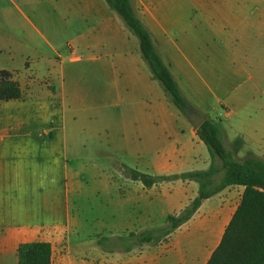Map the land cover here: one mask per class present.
I'll list each match as a JSON object with an SVG mask.
<instances>
[{
    "label": "crops",
    "instance_id": "obj_1",
    "mask_svg": "<svg viewBox=\"0 0 264 264\" xmlns=\"http://www.w3.org/2000/svg\"><path fill=\"white\" fill-rule=\"evenodd\" d=\"M132 3L192 108L203 115L193 97L251 105L264 79V0ZM118 26L104 0H0V72L21 91L19 99L0 101V264H19V246L32 242L51 245V264H207L241 203L244 187L230 186L159 243L134 236L165 226L199 185L148 187L131 170L156 177L209 167H193L204 143L129 39L105 47V58L77 55L63 42L69 33L114 36ZM234 40L237 57L225 56L241 91L232 98L223 76L205 66L213 58L209 45ZM258 154L252 157L264 159V147ZM90 200L91 219L84 217Z\"/></svg>",
    "mask_w": 264,
    "mask_h": 264
},
{
    "label": "trees",
    "instance_id": "obj_2",
    "mask_svg": "<svg viewBox=\"0 0 264 264\" xmlns=\"http://www.w3.org/2000/svg\"><path fill=\"white\" fill-rule=\"evenodd\" d=\"M104 1L138 39L140 54L148 64L152 78L160 82L166 96L180 113L188 117L187 110L192 106L159 55L152 35L138 17L132 0ZM19 98L21 91L18 84L6 72H0V101ZM196 132L210 154L211 164L207 170L156 177L131 170L132 178L148 187L174 180L195 181L199 185L198 196L178 215L168 216L165 226L134 236L140 244L155 245L191 219L203 200L227 187L242 186L241 203L207 264H264V159L248 157L236 160L234 152L224 145L220 127L212 120L206 119ZM51 255V245L44 242L25 243L18 248L19 264H51Z\"/></svg>",
    "mask_w": 264,
    "mask_h": 264
},
{
    "label": "rangeland",
    "instance_id": "obj_3",
    "mask_svg": "<svg viewBox=\"0 0 264 264\" xmlns=\"http://www.w3.org/2000/svg\"><path fill=\"white\" fill-rule=\"evenodd\" d=\"M136 12L139 13V7L134 5ZM111 10V9H110ZM115 14V18L119 24L116 34L105 35L92 32L86 33H69L66 39H63L65 45L71 44L75 49H77V55L85 56H95L105 58L107 56V50L105 47L113 41H117L118 44H121L123 40L129 39L128 47L133 51L134 54H140L139 50V41L138 39L128 30L124 21L119 17V15L112 10ZM216 35V34H213ZM224 46L220 44H211L208 46L210 49L213 58L211 59L210 64L205 66L208 69H214L216 72H219L220 75L227 81V88L232 90V98L238 96L241 91L240 87L237 88L238 83L235 78H232V74L228 70L232 67V64H229L227 57L225 55L229 53L233 54L234 57H237V51L240 48V45L234 40L229 42ZM66 47V46H65ZM221 53V54H220ZM162 55H164L162 53ZM217 61L215 62V56ZM182 55H179L180 59L183 60ZM222 56L224 57L222 58ZM165 57V56H162ZM214 60V61H213ZM218 62V63H217ZM217 63V64H216ZM159 86L162 87L159 81H156ZM198 89L203 92L206 91V86L203 82L197 80ZM253 98L251 100V105L245 106L247 102L245 101L242 105L237 101V99L229 98L226 101V98L223 100L222 105L216 104L214 99H208L207 102L200 103L197 98H192V103L199 108L202 114L209 118V120H214L215 123L222 128L221 137L224 142L225 147L234 152V158L239 161L243 160L246 157L258 156V149L264 147V79H262L257 86H255ZM210 94V93H207ZM194 95H197L194 93ZM212 97L211 95H207ZM173 108H176L175 105L170 101ZM210 106L216 107V110H209ZM244 106L245 109L238 113V107ZM177 110V108H176ZM229 114V118H225V114ZM238 113V114H237ZM184 120H187L183 115ZM188 136V135H187ZM233 143L232 145H229ZM239 146L240 150L237 152L234 147ZM202 149L197 147L195 153L197 155L196 161L193 162V167L196 169H207L209 166L204 163V158L208 155V149L205 145H202ZM207 158V157H206ZM107 164V162H106ZM219 179V177H218ZM88 182V181H87ZM93 208V210H92ZM94 213V202L90 200L86 204V210L84 213L85 218L91 219Z\"/></svg>",
    "mask_w": 264,
    "mask_h": 264
},
{
    "label": "water",
    "instance_id": "obj_4",
    "mask_svg": "<svg viewBox=\"0 0 264 264\" xmlns=\"http://www.w3.org/2000/svg\"><path fill=\"white\" fill-rule=\"evenodd\" d=\"M187 116V118L190 120V122L194 125L196 129L199 128L206 121V118L194 108H189L187 110Z\"/></svg>",
    "mask_w": 264,
    "mask_h": 264
}]
</instances>
